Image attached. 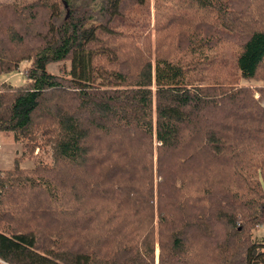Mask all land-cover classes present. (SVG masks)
<instances>
[{
  "label": "trees",
  "instance_id": "obj_1",
  "mask_svg": "<svg viewBox=\"0 0 264 264\" xmlns=\"http://www.w3.org/2000/svg\"><path fill=\"white\" fill-rule=\"evenodd\" d=\"M22 70L0 264H264V0H0Z\"/></svg>",
  "mask_w": 264,
  "mask_h": 264
},
{
  "label": "rangeland",
  "instance_id": "obj_2",
  "mask_svg": "<svg viewBox=\"0 0 264 264\" xmlns=\"http://www.w3.org/2000/svg\"><path fill=\"white\" fill-rule=\"evenodd\" d=\"M26 65H22L24 68ZM63 67V64H53L48 67V71L51 74L59 75L61 74L60 70ZM66 68H69V64L65 65ZM4 82H8L13 86H21L25 83V76L23 74V70L20 73H16L14 75H5L0 77V85ZM243 84L250 86H259L261 83H257L255 81L248 82L243 81ZM53 150L52 148H46L39 152L37 150L33 155L26 152L24 146L21 143L16 142L14 134L12 133H0V170H12L18 162L19 166L22 169H33L37 166L39 160L51 164L53 163ZM258 238L264 239V226L259 228L256 232Z\"/></svg>",
  "mask_w": 264,
  "mask_h": 264
}]
</instances>
